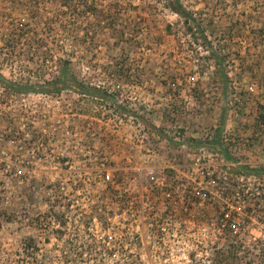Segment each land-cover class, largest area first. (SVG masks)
I'll return each mask as SVG.
<instances>
[{
	"label": "built area",
	"instance_id": "obj_1",
	"mask_svg": "<svg viewBox=\"0 0 264 264\" xmlns=\"http://www.w3.org/2000/svg\"><path fill=\"white\" fill-rule=\"evenodd\" d=\"M40 1L0 0L2 188L12 187L18 193L31 182L49 179L39 175L51 174L48 183L38 189L46 191L50 202L67 208L66 225L70 222L77 225L83 213H73L86 206L84 203L79 206L82 196H94L102 188L104 194L105 190L111 194L107 197L109 202L116 203L132 185L135 187L132 194L141 196L140 205L137 203L134 209L130 202V214L125 217L114 208H106L102 218L107 230L105 235L114 243L110 245L108 239L106 246L113 254L125 252L127 245L115 244L122 241L119 237L127 236L131 241L139 239L147 253L157 254L153 259L162 258L165 264H264L262 86L259 88L254 81L245 85L232 82L233 86L226 91L225 117L219 125H214L213 132L203 129L199 134L187 135L186 126L179 118L190 114V108L182 106L181 115H177L178 110L165 104L163 110L167 115L161 113L156 122L149 121L155 128L156 140L151 141L145 134L126 136L123 141L127 138L132 141L123 148L119 144H107L104 136L101 138L105 141L96 146L94 139L100 137L99 133L89 137L79 135L72 128V121L57 118L61 108L70 109L69 112L72 109L68 108L70 102L58 107L63 91L39 86L27 91L20 88L26 83L47 84H42V79L38 80L42 76L28 65L48 61L39 54L42 41L35 33L36 15L30 13L27 17L26 14L29 7L36 8ZM189 79L194 80L195 76L190 75ZM121 90L116 84L112 89L102 87L91 96L98 103L104 102L103 108L120 112L118 107H122L123 116L129 117L126 122H135L144 129L145 122L133 111L136 109L133 104L122 105ZM68 91L77 92L81 98L86 96L77 89ZM104 93L110 97L104 98L101 95ZM149 112L152 115L153 109ZM164 119L167 130L161 131L159 126ZM61 125L65 131L58 135L57 126ZM136 157L143 161L137 163ZM113 158H122L130 164L122 168L120 161ZM157 158L162 164L154 162ZM126 168L133 172L127 174ZM141 175L145 176V184L137 187L135 181ZM85 182H90L92 193L86 190ZM139 188H144L145 194ZM118 210L126 213L123 207ZM90 219L86 227L79 226L85 228L87 235L96 237L94 223L99 219L95 215ZM114 221L123 227L124 222L125 229L114 225ZM55 226H60V222Z\"/></svg>",
	"mask_w": 264,
	"mask_h": 264
},
{
	"label": "rangeland",
	"instance_id": "obj_2",
	"mask_svg": "<svg viewBox=\"0 0 264 264\" xmlns=\"http://www.w3.org/2000/svg\"><path fill=\"white\" fill-rule=\"evenodd\" d=\"M180 1L192 12L195 23L206 30L210 44H204L198 34L196 39L187 32L184 18L171 9L172 0H78V4L73 3L74 8L63 6L67 0H41L36 8L29 7L27 17L30 13L36 15L35 33L42 41L39 54L48 59L40 64L29 63V67L42 76L38 78L42 84H48L58 78V64L70 59L71 71L83 83L86 93L82 98L77 92L71 94L68 90L75 91L71 86L51 90L63 91L58 107L70 102L68 108H72L70 112L61 108L57 118L72 121L74 126L70 127L79 135L89 137L99 133L100 137L94 139L96 146L105 141L101 138L105 136L107 144L125 148L132 141L129 138L123 141L126 136L145 134L151 141L156 140L155 128L149 121L156 122L161 113L167 115L163 110L165 104L178 110L177 115H181L182 106L190 108V114L180 116L179 121L186 126L187 135L199 134L203 129L213 132L214 125L225 117L226 91L233 86L232 82L245 85L254 81L264 90V0ZM209 47L223 56L221 67L226 72V81L209 58ZM190 75L195 79H189ZM116 84L122 87V105L133 104L136 108L133 111L145 122L144 129L135 122H126L129 117L123 116L120 109L119 112L103 108L105 103H98L91 96L102 87L112 89ZM148 108L153 109L152 115ZM163 121L161 131L167 130L166 120ZM64 131V125L57 126L58 135ZM82 144L86 145L84 140ZM113 159L120 161L122 168L129 163L122 158ZM135 159L137 163L143 161L140 157ZM154 162L162 164L159 158ZM126 170L127 174L133 172ZM40 176L50 179L51 174ZM141 176L135 181L137 187L145 184V176ZM49 179L31 182L18 193L12 187L2 188L0 181V264H149L150 261L165 264L162 258L153 259L157 254L147 253L139 239L119 237L122 241L115 245H127L122 253L113 254L106 246L108 239L110 245L114 244L105 235L102 218L106 208H114L124 217L130 214V202L135 209L141 199L139 194H132L134 186L122 193L116 203L109 202L107 197L111 194L107 190L104 194L102 188L94 196H82L79 206L82 203L86 206L73 213H83L81 223L66 225L67 208L50 202L46 191L38 189ZM85 184L86 190H90V182ZM138 191L145 194L144 188ZM122 207L126 213L118 210ZM94 215L99 219L94 223L96 237L87 235L82 228ZM58 221L60 226H55ZM117 221L114 225L125 229L126 224L123 222V227Z\"/></svg>",
	"mask_w": 264,
	"mask_h": 264
},
{
	"label": "trees",
	"instance_id": "obj_3",
	"mask_svg": "<svg viewBox=\"0 0 264 264\" xmlns=\"http://www.w3.org/2000/svg\"><path fill=\"white\" fill-rule=\"evenodd\" d=\"M173 2L171 9L174 10L176 13L180 14V16H182L184 18L185 24H186V29L187 32L189 34L192 35V37L194 38H198L196 34L199 35V37L202 39V42L205 44H210L211 41H209L208 39V34L206 32V30L204 28H200L199 27V23H195L196 19L193 17L192 12L186 10L181 1L180 0H172ZM74 0H67V3L63 2V6H68V7H73L74 8V4H78V0L77 2H75ZM74 3V4H73ZM211 46V45H210ZM210 48V56L209 58H212L215 62V65L218 67V72L220 74V76L222 77L223 81L227 80V75L226 72L222 70V65H223V61L224 58L223 56H219L218 53L216 52L215 49ZM70 64V59H64L62 60V62H60L58 64V78L54 81H52V83H48L46 85H34V84H24L23 86H20V88H22L23 90L27 91V90H35L36 86H39V88L41 87L42 89H48L51 87V89H60L61 87L64 86H71L75 89H77L80 92H84V87H83V83L78 81L77 76L73 73V71H71V67L69 66ZM116 71L118 69H115ZM114 72V71H113ZM113 72H111L110 74H114ZM226 87H227V83H226ZM104 96V98L108 99L110 96L107 93L101 94ZM113 102V101H112ZM118 109L121 110V112L125 111L122 107H118Z\"/></svg>",
	"mask_w": 264,
	"mask_h": 264
}]
</instances>
